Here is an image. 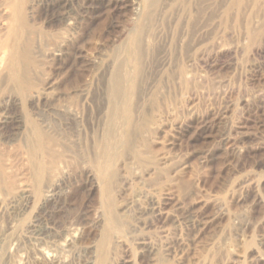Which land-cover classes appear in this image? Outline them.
<instances>
[{"label": "rangeland", "instance_id": "374dc122", "mask_svg": "<svg viewBox=\"0 0 264 264\" xmlns=\"http://www.w3.org/2000/svg\"><path fill=\"white\" fill-rule=\"evenodd\" d=\"M139 1L24 3L44 95L0 75V264H264V0ZM29 121L71 158L42 185Z\"/></svg>", "mask_w": 264, "mask_h": 264}, {"label": "bare ground", "instance_id": "6f19581e", "mask_svg": "<svg viewBox=\"0 0 264 264\" xmlns=\"http://www.w3.org/2000/svg\"><path fill=\"white\" fill-rule=\"evenodd\" d=\"M157 0H140L139 2H136L137 5L141 6L142 4H144V8H150L154 5V3ZM26 2V0H0V5H1V15H0V31H1V35H0V75L4 74L5 71L9 72V76L5 74L6 77H9L10 80H12V82L15 84V86L17 85L18 88L20 90L26 91L28 93H30V89H35L32 86V81H28V72H30L29 65L33 64L31 62V59L33 56H31V52L33 54L32 51V46H35L33 44L36 36H32L34 34L30 33L31 31L29 30V28H27V23L25 21V15H24V3ZM135 4V3H134ZM136 6V5H135ZM29 26V25H28ZM31 27V26H30ZM33 27H31L32 29ZM32 34H29V37H27V39L25 41L22 40L24 33L28 32ZM35 30V29H33ZM35 32V31H34ZM26 34V33H25ZM57 34V33H56ZM36 35V34H35ZM59 35V33H58ZM61 35V34H60ZM40 36V35H39ZM46 36V35H45ZM55 37V36H53ZM63 37V36H62ZM56 38V37H55ZM59 38V37H58ZM65 39V38H62ZM36 41V40H35ZM63 41V40H62ZM66 41V40H64ZM57 42V41H56ZM61 41H59L60 44ZM58 43V42H57ZM140 45H141V38L139 36H136L133 39L132 42V47H133V51L136 54L135 58H139V51H140ZM61 46V45H59ZM139 55V56H138ZM137 58V59H138ZM33 60L35 58H32ZM136 60V59H135ZM137 61V60H136ZM31 62V63H30ZM35 63V62H34ZM133 63V62H132ZM136 64V63H135ZM139 64V63H138ZM134 65V64H133ZM137 66V65H136ZM139 66V65H138ZM133 69V68H132ZM135 69V68H134ZM138 69V67H137ZM138 71V70H137ZM134 73V72H133ZM132 73V74H133ZM1 77V76H0ZM4 78V77H1ZM0 78V79H1ZM8 79V80H9ZM120 75L119 73L115 74V83H114V89L113 91H111L112 93L114 92L115 96L119 95L121 93V90L123 89V84L125 83H121L122 79L120 80ZM9 80V81H10ZM6 81V80H5ZM7 81V82H9ZM121 81V82H120ZM2 82V81H1ZM132 83L133 80L131 81ZM34 83V82H33ZM1 85V84H0ZM10 85V84H9ZM126 85V84H125ZM132 85V84H131ZM134 85V84H133ZM112 86V85H111ZM129 86V85H128ZM127 86V87H128ZM126 87V86H124ZM131 87V86H130ZM134 87V86H133ZM30 88V89H29ZM29 89V91H27ZM127 89V88H126ZM131 89V88H129ZM134 89V88H132ZM14 90V89H13ZM128 90V89H127ZM129 92H131L130 90H128ZM41 92V91H40ZM39 92V90L35 89L32 90L30 96H36L37 98H42L44 94H41ZM43 93V92H42ZM123 93V91H122ZM128 93V92H127ZM127 93L123 94V97L126 101V99L130 96H128ZM1 94V93H0ZM114 96V95H113ZM121 96V95H120ZM18 97V96H17ZM45 97V96H44ZM111 97V96H110ZM116 98V97H115ZM117 99V98H116ZM123 100V98H121ZM131 99V98H129ZM118 100V99H117ZM121 101V100H120ZM129 101V100H128ZM132 101V99H131ZM130 101V102H131ZM115 103V102H114ZM127 103V102H125ZM112 105V104H111ZM115 105V104H114ZM128 106L127 104H124ZM122 105V106H124ZM131 104H129V106L126 108V116H128V121L133 120L130 116H133V111H130V106ZM115 107V106H114ZM133 107V106H132ZM134 108V107H133ZM69 109V108H67ZM119 109V108H117ZM61 110V109H60ZM66 110V109H65ZM72 110V109H71ZM125 110V109H124ZM70 111V109H69ZM114 111V110H113ZM116 111V110H115ZM120 112V111H118ZM131 112V113H130ZM125 113V111H124ZM123 113V114H124ZM120 114V113H119ZM132 114V115H131ZM127 119V117H125ZM118 122V121H117ZM132 122V121H130ZM128 122V124L130 123ZM48 123H46L47 125ZM131 124V123H130ZM111 125V124H110ZM135 125V124H134ZM44 126V125H43ZM43 126L39 125L38 123L34 122V121H29L26 125H25V129H26V133H27V139H28V153L30 154V162H31V167H32V172L33 175L35 177V180L38 182V185H42V182L45 178V174L47 173H55L57 175H61L62 173V169H64V167L61 166L62 163H65V154L63 155L62 153H56L53 148L50 146L51 143L54 142V140L52 139V135L50 134L49 130L45 129ZM48 126V125H47ZM51 126V125H50ZM109 126V125H108ZM46 127V126H45ZM49 128V127H47ZM133 128V126H132ZM143 128V127H142ZM111 130V129H109ZM116 130V129H115ZM140 130V129H139ZM115 132V131H114ZM107 133V132H106ZM106 135V134H105ZM115 135V134H114ZM119 136V135H118ZM113 134L112 133H108L106 136L107 139V144L108 146L105 147V149L107 148L106 152H105V158L107 159V161L111 162L110 160L115 159L113 158L115 155V151L116 147L118 148V146L116 145H123L125 148L129 149L132 151V144L131 141L129 140V136L125 135L123 137L122 140H119V142H114L112 140ZM118 138V137H117ZM115 140V139H114ZM116 141V140H115ZM116 143V144H115ZM106 144V145H107ZM135 144V143H134ZM133 144V145H134ZM105 144H103L104 146ZM105 145V146H106ZM121 147V146H120ZM136 147V146H135ZM100 148V147H99ZM104 148V147H103ZM102 149V148H100ZM105 149H103L105 151ZM124 149V148H121ZM119 150V149H117ZM101 151V150H100ZM122 152V150H121ZM121 152H117L119 154H124V150L123 153ZM130 152V151H129ZM128 153V151H127ZM125 153V154H127ZM132 153V152H130ZM101 154V153H100ZM98 154V155H100ZM103 154V153H102ZM118 154V155H119ZM117 155V154H116ZM132 155V154H131ZM71 156V155H70ZM97 155H95L96 158ZM102 156V155H101ZM134 156V155H133ZM140 156V155H139ZM72 158L75 156H71ZM78 157V155H77ZM103 157V156H102ZM101 157V158H102ZM142 157V156H141ZM99 158V157H98ZM143 158V157H142ZM71 159V158H69ZM138 161L139 163H143V160L140 159L138 157ZM98 160V159H97ZM137 160V158H136ZM70 161V160H69ZM72 161V160H71ZM101 161V160H100ZM99 161V162H100ZM106 161V160H105ZM104 161V162H105ZM106 161V163H107ZM75 162V159H74ZM97 162V161H96ZM103 162V161H102ZM108 162V163H109ZM145 162V161H144ZM148 162V161H147ZM149 167H146V165L144 167H146L143 171H145V175L151 176L155 170H157V168L155 167V165L149 161L150 163ZM69 163V162H68ZM79 163V162H78ZM101 163V162H100ZM99 163V164H100ZM67 164V163H66ZM64 164V166L66 165ZM74 163L72 162V165ZM104 164V163H103ZM68 165V164H67ZM66 165V166H67ZM76 165V164H74ZM71 166V165H68ZM139 166V165H138ZM62 167V169H61ZM73 167V166H72ZM142 167V166H141ZM68 168V167H66ZM66 168L64 169L66 171ZM71 168V167H70ZM141 170V169H140ZM68 171V170H67ZM66 171V172H67ZM140 172V171H139ZM158 172V171H157ZM153 176V175H152ZM53 178V177H52ZM149 178H153V177H149ZM110 188V187H109ZM48 189V188H47ZM51 190V189H50ZM50 192V191H49ZM51 193V192H50ZM48 196V195H47ZM48 200V199H47ZM110 201V200H109ZM111 203V202H110ZM112 210V209H111ZM110 210L109 214L111 217L110 220V224H115L116 223V215ZM114 211V210H113Z\"/></svg>", "mask_w": 264, "mask_h": 264}]
</instances>
